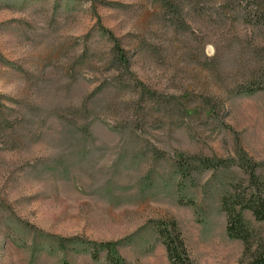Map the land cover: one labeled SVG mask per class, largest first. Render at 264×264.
Wrapping results in <instances>:
<instances>
[{
    "label": "rangeland",
    "instance_id": "obj_1",
    "mask_svg": "<svg viewBox=\"0 0 264 264\" xmlns=\"http://www.w3.org/2000/svg\"><path fill=\"white\" fill-rule=\"evenodd\" d=\"M261 2L0 0V264H109L100 244L171 264L159 220L194 264H240L220 199L243 171L182 180L177 162L264 163V90L239 93L262 65Z\"/></svg>",
    "mask_w": 264,
    "mask_h": 264
},
{
    "label": "trees",
    "instance_id": "obj_2",
    "mask_svg": "<svg viewBox=\"0 0 264 264\" xmlns=\"http://www.w3.org/2000/svg\"><path fill=\"white\" fill-rule=\"evenodd\" d=\"M257 20L264 26V4H258L255 14ZM105 32H107L105 30ZM115 42L114 52L120 66L129 68L130 59L126 52L111 36ZM262 65L258 73L249 82L245 90L239 93L255 94L264 90V49L260 54ZM239 167L244 173V178L237 180L223 192L220 205L226 214V232L230 239L240 240L244 251L240 264H264V231L257 230L246 218V213L252 214L258 223L264 222V163H258L244 152H239L238 160L234 158H216L198 156L182 158L177 162V168L182 180L190 179L197 173L219 169ZM179 203L195 206V200L181 197ZM160 241L165 246L171 264H194L188 250L185 237L175 220H159L155 222ZM111 244H100L92 247V258L97 261L100 252L107 251L109 264H126L112 252Z\"/></svg>",
    "mask_w": 264,
    "mask_h": 264
}]
</instances>
